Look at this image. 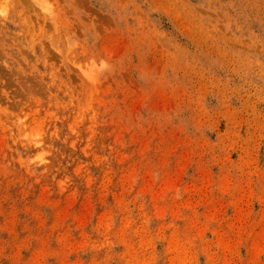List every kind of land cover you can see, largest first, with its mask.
Returning <instances> with one entry per match:
<instances>
[{
  "label": "rangeland",
  "instance_id": "rangeland-1",
  "mask_svg": "<svg viewBox=\"0 0 264 264\" xmlns=\"http://www.w3.org/2000/svg\"><path fill=\"white\" fill-rule=\"evenodd\" d=\"M0 264H264V0H0Z\"/></svg>",
  "mask_w": 264,
  "mask_h": 264
}]
</instances>
